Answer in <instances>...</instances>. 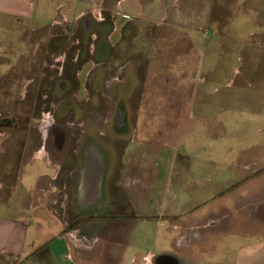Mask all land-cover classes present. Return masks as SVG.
Segmentation results:
<instances>
[{
	"label": "rangeland",
	"instance_id": "rangeland-1",
	"mask_svg": "<svg viewBox=\"0 0 264 264\" xmlns=\"http://www.w3.org/2000/svg\"><path fill=\"white\" fill-rule=\"evenodd\" d=\"M152 3L136 18L110 0H34L26 16H0V217L54 233L94 217L102 237L81 264L164 250L223 263L232 236L263 226L240 207L264 190V0ZM87 167L100 176L83 214L68 195Z\"/></svg>",
	"mask_w": 264,
	"mask_h": 264
},
{
	"label": "crops",
	"instance_id": "crops-1",
	"mask_svg": "<svg viewBox=\"0 0 264 264\" xmlns=\"http://www.w3.org/2000/svg\"><path fill=\"white\" fill-rule=\"evenodd\" d=\"M77 1L81 2L80 5L82 6L85 5L86 0ZM90 1L98 9L105 2V0ZM110 1L114 2L113 5L117 13L136 18L145 13L148 15L153 13L155 8L152 2L156 0ZM32 6H35L34 0H0V16L23 17L27 14L26 9ZM84 15L85 12L80 14V16ZM260 49H264V44L260 45ZM255 72L257 80L263 82L262 88L264 90V54L259 51L255 54ZM63 142L57 146H61ZM44 154H46L45 151L39 157ZM69 172L68 177L74 180L76 177L75 172L72 169ZM51 178L54 179V176ZM83 182L81 173L78 176L76 189L74 191L70 189L68 202L72 199V196L75 201H79V206L82 202H87L84 200L80 189ZM69 184L72 183L69 182ZM54 191L53 189L47 190L48 204L54 205L56 203L52 196ZM91 198L93 199V197ZM86 204L89 205V201ZM90 206L92 205L83 208L85 209L83 214ZM241 209L247 211L248 215H252L256 220L261 221L263 226L260 230L257 228L253 232L247 233L245 231L242 235L232 236L233 239H229V241L232 240L237 243V249L228 253V255H231L228 260L215 264H264V190H261L256 203H246L243 207H240ZM75 218L73 222L70 219H62L63 231L54 233L52 229L43 226L41 223L36 222L32 225L31 222L26 220L0 217V264H81L80 258H84V251L90 246V243L102 237V232L100 234L97 232L98 227L96 225L98 221L94 219L87 220L82 217V214L77 215ZM188 239L187 234L180 235L176 239L175 246H178V248L183 246ZM230 244L227 243L229 246ZM160 254H164L162 255L164 257L157 260V262H155V257L158 254L152 252L144 255L142 260L144 264H187V261L193 259L202 263V259L194 258L193 253L184 254L164 250ZM135 259L137 258H133L132 261H136ZM203 264L211 263L203 262Z\"/></svg>",
	"mask_w": 264,
	"mask_h": 264
},
{
	"label": "flooded vegetation",
	"instance_id": "flooded-vegetation-1",
	"mask_svg": "<svg viewBox=\"0 0 264 264\" xmlns=\"http://www.w3.org/2000/svg\"><path fill=\"white\" fill-rule=\"evenodd\" d=\"M52 121H46L43 124V132L46 134L48 132V130H52L51 134L53 136V140H54V144L55 145H59L64 141V136H62L58 131H56V125L52 124ZM44 152V150L42 151ZM42 154V153H41ZM39 156V155H38ZM90 173L88 175H86V173ZM83 175V183L81 185V193L84 196V200L85 201H89V205H92L94 203V200H96L98 192H97V187H96V182H98V179L96 180V177H99V172L97 171V169H90V167H87L86 169H84V173H82ZM93 197V199L91 198ZM91 200V201H90ZM86 202V203H87ZM90 209V207H89ZM87 212V211H86ZM92 219L94 217H89L86 216L85 219Z\"/></svg>",
	"mask_w": 264,
	"mask_h": 264
}]
</instances>
